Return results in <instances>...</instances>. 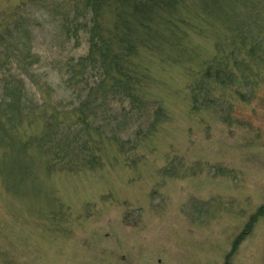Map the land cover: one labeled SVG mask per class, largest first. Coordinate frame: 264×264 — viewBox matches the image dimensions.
I'll return each instance as SVG.
<instances>
[{
    "label": "rangeland",
    "instance_id": "1",
    "mask_svg": "<svg viewBox=\"0 0 264 264\" xmlns=\"http://www.w3.org/2000/svg\"><path fill=\"white\" fill-rule=\"evenodd\" d=\"M256 1L263 30L241 52L222 17L250 18L244 6L252 5L223 0L204 22L198 4L185 2L173 48L141 49L136 60L153 107L139 114L129 103L109 105L126 144L104 142L99 168L50 174L34 148L33 184L11 195L0 149V264H264V0ZM16 2L0 0V8ZM48 20L35 42L45 64L86 55L84 39L68 42ZM209 62L224 73L205 91ZM42 72L61 84L59 71ZM36 94L47 101L45 91ZM69 94L58 90L49 105L68 104ZM28 125L20 132L44 130L40 120Z\"/></svg>",
    "mask_w": 264,
    "mask_h": 264
},
{
    "label": "trees",
    "instance_id": "2",
    "mask_svg": "<svg viewBox=\"0 0 264 264\" xmlns=\"http://www.w3.org/2000/svg\"><path fill=\"white\" fill-rule=\"evenodd\" d=\"M186 1L17 0L8 10L0 8V149L4 153L2 171L8 194L15 195L17 189L21 194L33 184L36 171L31 152L34 148L45 156L46 170L50 174H78L99 168L104 142L124 148L126 143L120 130L115 129L107 113L108 107L115 102L129 103L130 112L135 110L139 114L153 107L144 95L147 83L141 66L142 56L136 60L141 49L160 53L169 44L173 48L181 25L186 23L183 18H177ZM193 1L198 4L195 7L200 9L204 22L208 21L211 9L219 8L223 2ZM245 3L252 5L244 6L250 18L235 20L228 13L222 17L231 25L232 44L240 45L238 52L248 41L259 42L258 30H263L255 14L261 4L256 0H245ZM49 15L54 17L56 34L63 32L68 42L74 40L78 45L82 39L86 41L85 56L45 64L42 55L35 52V42L37 32L44 31L49 22ZM252 51L248 49L249 54L254 53ZM42 65L60 72L62 82L57 88L48 79V72H42ZM221 66L218 71L215 68L212 71V64H206L205 91H208L206 85L210 78L224 73ZM24 77L33 80L35 92L27 87ZM38 90L45 91L47 101L36 94ZM58 90H62L63 95L70 93L68 104L65 97L60 104L49 105ZM194 91L195 87L192 93ZM194 97L191 99L196 101ZM159 111H163L162 108ZM35 120L43 125L41 134L20 132ZM261 211L264 206L258 213Z\"/></svg>",
    "mask_w": 264,
    "mask_h": 264
}]
</instances>
